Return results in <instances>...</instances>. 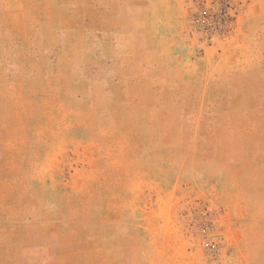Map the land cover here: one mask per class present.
Segmentation results:
<instances>
[{
  "label": "rangeland",
  "instance_id": "1",
  "mask_svg": "<svg viewBox=\"0 0 264 264\" xmlns=\"http://www.w3.org/2000/svg\"><path fill=\"white\" fill-rule=\"evenodd\" d=\"M0 264H264V0H0Z\"/></svg>",
  "mask_w": 264,
  "mask_h": 264
}]
</instances>
